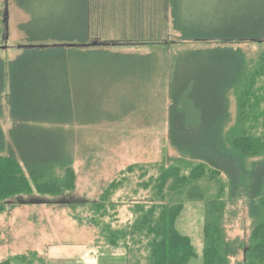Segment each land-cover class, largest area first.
<instances>
[{
  "label": "trees",
  "instance_id": "trees-1",
  "mask_svg": "<svg viewBox=\"0 0 264 264\" xmlns=\"http://www.w3.org/2000/svg\"><path fill=\"white\" fill-rule=\"evenodd\" d=\"M15 2L29 20L19 26L27 42L23 52L11 62L0 59V115L7 76L6 104L13 124L7 133L0 127V214L20 205L51 204L23 196L59 198L75 190L73 159L58 128L74 123L70 59L89 47V0ZM165 3L181 41L220 45L173 58L168 137L178 157L156 166L158 175L142 183L145 191L152 190L147 204L135 203L133 221L113 228L105 219L116 214L112 196L122 180H114L91 203L88 222L99 229L107 247L125 250V264H189L196 253L177 221L186 201L202 202V264H264V109L255 104L258 92L264 98V48L248 54L232 46L264 47V0ZM137 168L142 167L129 165L124 174ZM206 180L215 184V193L205 190ZM62 200L53 204H65ZM239 203L250 230L246 238L230 240L227 207ZM16 260L44 264L36 252Z\"/></svg>",
  "mask_w": 264,
  "mask_h": 264
},
{
  "label": "rangeland",
  "instance_id": "rangeland-1",
  "mask_svg": "<svg viewBox=\"0 0 264 264\" xmlns=\"http://www.w3.org/2000/svg\"><path fill=\"white\" fill-rule=\"evenodd\" d=\"M89 7V47L70 59L74 123L58 128L73 159L75 190L59 198L23 196L24 200L44 199L51 204L25 210L16 226H7L0 218V262L9 259L11 264H18V257L37 251L44 264H125V258L117 255L125 250L107 247L99 229L89 224L91 203L112 181L122 180V187L112 196L116 214L105 221L113 228L133 221V205L146 203L152 193L150 189L145 191L142 183L158 175L156 166L172 164L178 157L168 137V84L173 58L183 51L220 45L181 41L172 29L165 0H89ZM28 20L15 0H0V59L4 62L15 60L27 46L19 26ZM232 46L248 54L264 48L256 44ZM4 87L0 127L6 133L11 126L7 76ZM262 93L258 92L255 100L260 110L264 109ZM230 107L235 117L233 98ZM134 164L142 168L124 174ZM215 188L206 180L208 193H215ZM58 200L65 204H53ZM227 208L228 238H246L250 221L244 205ZM202 222V202L186 201L177 229L190 238L195 250L189 264H202Z\"/></svg>",
  "mask_w": 264,
  "mask_h": 264
},
{
  "label": "crops",
  "instance_id": "crops-1",
  "mask_svg": "<svg viewBox=\"0 0 264 264\" xmlns=\"http://www.w3.org/2000/svg\"><path fill=\"white\" fill-rule=\"evenodd\" d=\"M146 70V69H145ZM72 83V80H71ZM13 126L12 122H11V126L8 128V130ZM8 132V131H7ZM6 132V133H7ZM41 207V205H20V206H15V207H11V208H7L6 210H9V212H7L4 215L3 218V212L2 214H0V218L4 220V222L7 223V226L10 225H18V222L21 220V217L24 214L25 210H39V208ZM9 213V214H8ZM11 214V215H10ZM21 214V215H20ZM9 222V223H8ZM1 231V229H0ZM5 232V230H4ZM2 234H0L1 236ZM1 241V240H0ZM33 252V251H32ZM36 253H38L37 251H35ZM112 254V253H111ZM118 256H122L125 257L124 254H117Z\"/></svg>",
  "mask_w": 264,
  "mask_h": 264
}]
</instances>
